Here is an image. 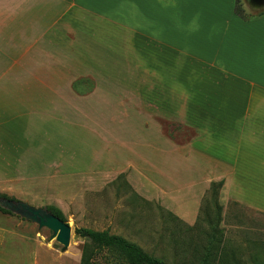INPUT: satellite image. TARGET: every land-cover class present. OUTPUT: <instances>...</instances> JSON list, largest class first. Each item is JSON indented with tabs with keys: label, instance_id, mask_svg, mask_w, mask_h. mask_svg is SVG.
I'll list each match as a JSON object with an SVG mask.
<instances>
[{
	"label": "crops",
	"instance_id": "0c3cea01",
	"mask_svg": "<svg viewBox=\"0 0 264 264\" xmlns=\"http://www.w3.org/2000/svg\"><path fill=\"white\" fill-rule=\"evenodd\" d=\"M235 3L0 0V172L25 153L22 125L34 129L38 110L62 113L70 98L60 94H71V103L98 99L124 111V125L142 112L146 135L126 146L140 161L121 168L141 175L155 165L157 202L180 222L194 226L220 182L221 202L264 212V16L244 21ZM159 119L187 126L193 138L177 143Z\"/></svg>",
	"mask_w": 264,
	"mask_h": 264
},
{
	"label": "rangeland",
	"instance_id": "374dc122",
	"mask_svg": "<svg viewBox=\"0 0 264 264\" xmlns=\"http://www.w3.org/2000/svg\"><path fill=\"white\" fill-rule=\"evenodd\" d=\"M244 2L249 15L264 11V0ZM13 42L11 35L8 45ZM105 78L110 82L109 74L102 80ZM116 80L120 91L117 98L124 97L125 79ZM84 89L89 90L90 84ZM107 94L103 91L102 98ZM60 95L70 98L62 113L60 109L38 110L34 129L22 125L20 147L25 153L19 159L13 158L8 167H1L4 171L0 172V195L36 208L61 211L72 229L70 247L63 253V246L53 239L51 231L0 211V264H79L84 242L76 230L83 228L121 236L166 264H187L193 261L195 247L210 245L212 227L206 209L215 220L219 215L216 205L222 208L218 229L222 231L219 250L223 262L264 264L263 211L234 201L221 202V195H214L210 187L194 226L173 220L172 212L157 202L155 165L150 167L153 171L147 169L142 176L121 168L127 160L140 161L139 154L126 149L140 144L130 143L132 135H146L142 112H131V120L136 123L124 125L119 119H124V111L108 103L98 99H72L71 103V94ZM28 120L22 118V123ZM113 121L121 125H114ZM158 122L164 133L179 144L194 136V131L183 124L160 119ZM109 137L122 138L121 142L111 143ZM143 176L153 178L154 183ZM140 178L146 181L141 182Z\"/></svg>",
	"mask_w": 264,
	"mask_h": 264
},
{
	"label": "trees",
	"instance_id": "16d2710c",
	"mask_svg": "<svg viewBox=\"0 0 264 264\" xmlns=\"http://www.w3.org/2000/svg\"><path fill=\"white\" fill-rule=\"evenodd\" d=\"M235 14L244 21H249L252 18H256L258 15H249L244 9L243 0H236ZM264 16V12L259 14V17ZM84 83H90L88 81ZM83 84V82H81ZM74 89L81 97L88 93H80L77 89V84L74 85ZM93 89V85L91 86ZM223 182L214 183L211 185V191L214 195L219 196ZM0 198L9 199L4 195H0ZM13 200V199H10ZM15 201V200H14ZM217 206V213L219 214L215 220L210 216L209 209H206L207 220L212 227V234L209 235L210 245L203 247H195L193 249L192 258L193 261L187 264H228L223 262V258L220 253V244L222 242V231L219 228L222 219V208ZM56 217L66 222L61 211L57 209H48ZM0 211L6 214H11L0 207ZM173 220L179 221L173 214L170 215ZM180 222V221H179ZM76 235L79 239L83 240V249L81 261L79 264H166L162 259L155 257L149 253H146L138 245L129 242L125 238L111 234L109 231H94L91 229H77ZM221 237V238H220Z\"/></svg>",
	"mask_w": 264,
	"mask_h": 264
},
{
	"label": "water",
	"instance_id": "95a60500",
	"mask_svg": "<svg viewBox=\"0 0 264 264\" xmlns=\"http://www.w3.org/2000/svg\"><path fill=\"white\" fill-rule=\"evenodd\" d=\"M0 207L27 222L35 224L40 230L47 229L53 233V239L63 246L65 253L70 247L72 229L68 223L56 217L48 209L36 208L27 202L0 198Z\"/></svg>",
	"mask_w": 264,
	"mask_h": 264
}]
</instances>
